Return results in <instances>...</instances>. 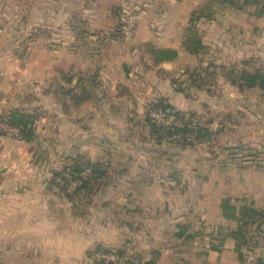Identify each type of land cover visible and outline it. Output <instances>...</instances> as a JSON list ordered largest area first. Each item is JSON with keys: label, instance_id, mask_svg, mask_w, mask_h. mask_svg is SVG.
<instances>
[{"label": "rangeland", "instance_id": "1", "mask_svg": "<svg viewBox=\"0 0 264 264\" xmlns=\"http://www.w3.org/2000/svg\"><path fill=\"white\" fill-rule=\"evenodd\" d=\"M230 1L22 0L20 15L18 7L8 4L6 15L0 18V107L7 103L5 96H18L10 107L34 117L35 134L30 142L34 155L57 159L56 171L61 172L79 167L81 174L97 164L90 156L112 158L126 152L114 145L68 149L78 137L68 116L77 119V106L86 101L103 110L112 108L116 117L110 115V120H117L118 126L125 118L122 137L131 134L128 125L140 137L144 130L151 132V124L169 130L185 126L194 130L201 125L212 132L206 141L184 147L176 144L175 138L163 141L169 148L176 145L196 151L204 144L199 151L203 155L215 156L226 150L232 160L255 156L260 148L246 147L239 141L244 138L254 145V141L264 139V89L241 91L231 84L229 73L255 69L264 73V0ZM135 16L171 21L154 29L136 26ZM172 20L184 30L182 44L187 27L194 24L204 49L191 54L182 45L180 57L159 66L150 51L163 43L154 40L155 48H151L150 40H135L133 33L146 35L156 30L165 38ZM152 37L161 35L153 33ZM11 110L0 111V122H8ZM130 110L137 116L132 117ZM156 111L161 120L152 115ZM133 124H143V129ZM217 126L222 130L220 135ZM104 128V135L101 131L99 135L112 140L110 135L116 131L107 123ZM1 136L22 140L4 129H0ZM226 139L229 147L221 148L220 142ZM107 168L111 164L103 163V169ZM197 240L199 245H195ZM195 241V246L207 249L210 239L199 237Z\"/></svg>", "mask_w": 264, "mask_h": 264}, {"label": "crops", "instance_id": "2", "mask_svg": "<svg viewBox=\"0 0 264 264\" xmlns=\"http://www.w3.org/2000/svg\"><path fill=\"white\" fill-rule=\"evenodd\" d=\"M21 1L0 0V18L6 15L8 4L17 9ZM135 20L136 26L154 29L171 21L143 16ZM178 25L172 20L165 38L156 30L153 33L161 37L153 39L150 32L133 33V38L150 40L151 48L157 40L163 43L158 46L174 48L180 57L184 30ZM5 97L7 103L0 111L11 110L18 98ZM92 104L81 102L78 118L68 116L69 126L78 134L68 149L114 145L126 152L112 158L90 156L111 168L90 174L73 189L71 185L81 174L72 178L68 172L56 171L57 159L34 155L31 141L0 137V264H90L85 259L92 251L120 248L129 241L145 257V264H261L249 257L264 256V218L251 221L244 238L237 239L232 233L245 227L246 219L241 217L245 204L264 213L263 137L254 145L240 138L239 143L256 146L261 152L239 160L229 158L226 150L203 155L199 151L204 144L199 151L176 145L172 151L167 141L157 142L149 130L140 137L128 125L131 134L122 137L125 118L118 126L117 120H110V115L116 117L112 108L103 110ZM106 123L116 131L109 144L103 136ZM134 125L143 129V124ZM215 130L219 135L222 132L219 126ZM219 146L227 148L229 141ZM201 229L213 233L206 237L217 249L194 245L204 236L192 240L189 235Z\"/></svg>", "mask_w": 264, "mask_h": 264}, {"label": "trees", "instance_id": "3", "mask_svg": "<svg viewBox=\"0 0 264 264\" xmlns=\"http://www.w3.org/2000/svg\"><path fill=\"white\" fill-rule=\"evenodd\" d=\"M230 3L235 4L233 0ZM184 48L191 54H198L202 49H204V44L202 38L197 34L195 25L191 24L187 27L185 40L183 44ZM152 59L155 63H163L168 61H173L178 58V51L174 48H155L150 51ZM230 82L232 85L236 86L239 90H244L246 88L261 87L264 89V73L260 69H255V71L243 70L240 72L232 71L229 73ZM228 76V77H229ZM165 105V104H164ZM167 107L172 111L173 109L167 105ZM165 108V107H164ZM168 108H165L168 110ZM173 112V111H172ZM175 117L180 118L178 113H173ZM8 121L16 126L21 128L22 139L27 141H32L35 134L34 127V117L27 114L23 110H11L8 114ZM181 119V118H180ZM151 134L157 142H161L166 138L173 139L179 146H189L195 144V142H203L209 139L212 135L211 130L208 127L201 125H196L194 130L189 129L188 126L183 128H175L174 130H169V128L162 127L161 125L151 124ZM182 134V135H180ZM189 134H194L193 139H188ZM179 136V137H178ZM176 137H178L176 139ZM243 150L242 148H239ZM252 156V155H251ZM91 174L102 173L105 170L103 169V164H91ZM75 171H69L68 173L72 175V178H75V174H79L80 168L73 167ZM228 206V202H225V207ZM242 220H245L243 226L247 228H241L238 231L232 233L237 239L244 238L246 233H248V226L251 224V221H254L256 218L263 219L264 213H261L249 204H245L241 212ZM216 231V230H215ZM212 232L209 231L206 233L204 229L196 232L195 234L189 235L192 240H195L197 236H208L211 238ZM221 234V232H219ZM203 237V238H204ZM204 240V239H203ZM209 249H217L218 246L214 245L213 242H209ZM242 244V243H241ZM145 264V263H144Z\"/></svg>", "mask_w": 264, "mask_h": 264}, {"label": "built area", "instance_id": "4", "mask_svg": "<svg viewBox=\"0 0 264 264\" xmlns=\"http://www.w3.org/2000/svg\"><path fill=\"white\" fill-rule=\"evenodd\" d=\"M152 115L156 119L161 120L162 115L157 111L152 112ZM0 129H4L11 135H15L16 138H22L21 128L19 126L11 124L9 121L6 123L0 122ZM91 174V169H87L81 173V178L77 179L71 185V189L75 188L78 184L84 181ZM195 245H199V241H195ZM206 248H210V244H206ZM251 261H256L258 263L264 264V256L255 258L250 256ZM86 262L92 264H143L145 262V257L141 255L133 246L131 242H127L120 248L116 249H97L87 254Z\"/></svg>", "mask_w": 264, "mask_h": 264}]
</instances>
